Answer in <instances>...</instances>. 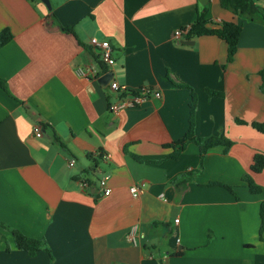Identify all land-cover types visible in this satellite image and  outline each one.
I'll list each match as a JSON object with an SVG mask.
<instances>
[{
    "label": "crops",
    "instance_id": "crops-1",
    "mask_svg": "<svg viewBox=\"0 0 264 264\" xmlns=\"http://www.w3.org/2000/svg\"><path fill=\"white\" fill-rule=\"evenodd\" d=\"M49 3L0 0V32L12 34L0 47V264H264V168L250 169L264 155V133L253 126L264 122V22L219 0ZM256 5L264 15V0ZM204 6L209 27L241 25L231 61L216 36L173 39ZM103 40L112 65L99 59ZM112 79L161 96L112 112ZM191 91L196 138L231 145L200 160L189 143L166 158L164 145L187 131ZM104 175L108 195L98 186ZM180 175L189 178L183 190L173 182ZM141 182L133 197L129 187ZM12 229L46 249L16 248Z\"/></svg>",
    "mask_w": 264,
    "mask_h": 264
},
{
    "label": "trees",
    "instance_id": "trees-1",
    "mask_svg": "<svg viewBox=\"0 0 264 264\" xmlns=\"http://www.w3.org/2000/svg\"><path fill=\"white\" fill-rule=\"evenodd\" d=\"M219 4L222 8L228 9L237 15L244 16L250 20H257L264 22V15H262L259 7L256 5V0H219ZM207 8L204 6L202 10L196 15L195 19L191 22L188 32L185 35L187 40L201 37V36H216L220 40L224 41L227 46V61H231L235 56L237 51V44L241 34V25L232 22V21H222L217 27H209L208 21L206 18ZM65 31H70V29H65ZM12 38V34L4 29L0 32V47L10 41ZM262 75L264 76V69L262 71ZM0 86L4 87V83L0 80ZM180 87H184L182 84H178ZM209 95L212 96H221L220 92L206 90ZM195 105H196V97L191 91V100L189 102V119H188V128L185 132L184 136L174 141L170 144H165V148H172L171 153H169L166 158L176 159L181 152L185 149L186 145L189 143H195L199 147V158L203 159L207 151L215 146H222L223 152L226 153L228 148L231 145V141L226 139L223 136H209L206 138H196L194 133L195 122H194V113H195ZM253 126L256 130L261 133H264V122L261 123H253ZM124 151L129 153L126 147H124ZM135 159H138L136 155L131 154ZM100 157V156H99ZM264 168V155L263 154H255L253 157V162L251 165V171L258 173ZM189 178H186L185 175H180L173 182L182 186V190L186 188L185 182L188 181ZM248 186L249 190L252 193L261 192V188L255 185L249 176H245L242 179ZM88 182V181H87ZM88 184V183H87ZM207 185H217L224 186L229 190H232L231 186L225 185L221 182H208ZM260 227L259 233H261L264 227V202L260 207ZM11 234L15 243L16 248L26 252L28 255H34L37 251L41 249H46L45 242L42 239L29 237L23 234L21 231L17 229H12ZM261 240H264L261 238Z\"/></svg>",
    "mask_w": 264,
    "mask_h": 264
},
{
    "label": "built area",
    "instance_id": "built-area-1",
    "mask_svg": "<svg viewBox=\"0 0 264 264\" xmlns=\"http://www.w3.org/2000/svg\"><path fill=\"white\" fill-rule=\"evenodd\" d=\"M188 29L189 26L176 29L172 35L173 39L177 43H180L183 36H185L186 33L188 32ZM96 45L100 47L99 59L101 63H104L106 65H112L114 63V59L111 55V45L109 41L103 40ZM82 74L87 75L86 73H82ZM109 88L115 99V101L111 102L108 106V109L112 112H116L122 109L123 107L135 106L150 96L154 98H159L161 96V93L159 91L151 89L148 86H143L140 87L139 89H131L128 88L126 85L120 84L115 79H112L110 81ZM35 135L37 137L41 136V131L39 127H35ZM98 156H100L101 158L108 157L103 153L101 154L99 153ZM74 162H75L74 159H70V161L68 162V166H72ZM107 180H108L107 175L102 176L98 180V186L102 195H108L110 193V188L107 186ZM86 184L87 183L85 182L84 185ZM144 186L145 184L143 182L137 185H131L129 187V191L133 197H137L143 191ZM177 221L178 219H175V222Z\"/></svg>",
    "mask_w": 264,
    "mask_h": 264
},
{
    "label": "water",
    "instance_id": "water-1",
    "mask_svg": "<svg viewBox=\"0 0 264 264\" xmlns=\"http://www.w3.org/2000/svg\"><path fill=\"white\" fill-rule=\"evenodd\" d=\"M43 4L47 6L48 9H50V3L49 0H40ZM208 0H200V3L205 5ZM180 43L185 44V45H192L193 41L192 40H181Z\"/></svg>",
    "mask_w": 264,
    "mask_h": 264
}]
</instances>
